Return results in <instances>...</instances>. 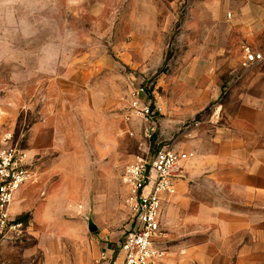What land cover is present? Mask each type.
<instances>
[{"label": "rangeland", "instance_id": "rangeland-1", "mask_svg": "<svg viewBox=\"0 0 264 264\" xmlns=\"http://www.w3.org/2000/svg\"><path fill=\"white\" fill-rule=\"evenodd\" d=\"M229 11L223 0H0V148L24 149L34 172L11 203L23 226L0 236V264H98L123 241L127 168L186 150L230 94L223 69L248 42ZM141 86L158 109L152 137L131 107Z\"/></svg>", "mask_w": 264, "mask_h": 264}, {"label": "crops", "instance_id": "crops-1", "mask_svg": "<svg viewBox=\"0 0 264 264\" xmlns=\"http://www.w3.org/2000/svg\"><path fill=\"white\" fill-rule=\"evenodd\" d=\"M223 4L230 10L227 22L246 42L264 34V0ZM242 61L243 53L239 67L223 69L230 94L220 114L211 116L206 131H191L180 151L189 155L185 174L161 216L168 253L154 264H264V63L254 69ZM30 189L24 185L17 201ZM94 258L107 264L98 252Z\"/></svg>", "mask_w": 264, "mask_h": 264}, {"label": "built area", "instance_id": "built-area-1", "mask_svg": "<svg viewBox=\"0 0 264 264\" xmlns=\"http://www.w3.org/2000/svg\"><path fill=\"white\" fill-rule=\"evenodd\" d=\"M242 48L245 68L264 63V47L243 45ZM131 107L143 118L146 136L152 137L158 109L153 108L144 86L132 92ZM11 138V133H5L2 139L8 142ZM188 156L165 146L150 157L137 159L127 168L124 180L129 187L133 211L131 227L117 247L101 253V260L107 264H154L166 257L168 250L162 245L163 203L177 193V183L185 174L183 161ZM33 178L34 172L24 149L16 145L0 148V236L22 229V223L11 216L10 206L15 194Z\"/></svg>", "mask_w": 264, "mask_h": 264}, {"label": "water", "instance_id": "water-1", "mask_svg": "<svg viewBox=\"0 0 264 264\" xmlns=\"http://www.w3.org/2000/svg\"><path fill=\"white\" fill-rule=\"evenodd\" d=\"M89 229L92 230V231L95 229V228L93 227V224H92L91 221L89 222Z\"/></svg>", "mask_w": 264, "mask_h": 264}]
</instances>
